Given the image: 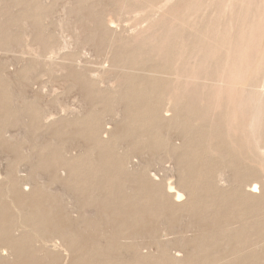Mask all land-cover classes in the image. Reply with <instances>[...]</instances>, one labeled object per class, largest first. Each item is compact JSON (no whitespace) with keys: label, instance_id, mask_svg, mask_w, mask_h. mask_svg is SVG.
I'll list each match as a JSON object with an SVG mask.
<instances>
[{"label":"rangeland","instance_id":"obj_1","mask_svg":"<svg viewBox=\"0 0 264 264\" xmlns=\"http://www.w3.org/2000/svg\"><path fill=\"white\" fill-rule=\"evenodd\" d=\"M65 1L67 0H0V19L11 23V30L9 29L8 33L4 27L0 28V46H6L7 40L12 42L9 48L11 51L7 55L17 59L15 66L18 64L21 67H29L25 70L27 75L31 72V75L39 74L42 70L39 65L22 60L21 47H25L26 42L29 45H39L44 49L50 45H57L63 40L71 45L74 43L73 48L67 43V46L71 47L70 50L68 47L64 51L61 50L64 54L69 57L74 56L75 59L82 57L74 66L85 65L91 69L102 65L107 66V64L116 66L111 70L118 79L117 84L120 90L116 96L112 92H105L112 98L108 104L102 103L104 99L93 97L96 94V88L92 86L91 81L85 80L76 68L72 69L70 76L68 70H63L60 74L55 70L52 73H41L44 74L41 80L45 83V88L55 90L59 94L61 104L86 107V114H79L74 120H70L68 126L71 132L65 130L44 137L39 136L38 132L29 133L21 116L5 111L14 109L16 106L20 111L24 110V102L21 101L23 99L21 82L24 83L22 79L24 74L18 71L16 73L18 75L15 74L12 79H6L0 74L1 167L5 168L14 160L24 164L22 169L30 172L31 166L35 163L40 164L43 158L50 160L53 154L59 155L62 145L66 142V145L69 144L71 154L75 155L71 164L73 172L70 183L57 182L54 186L55 188L60 186L59 192L57 190L52 194L44 192L42 195L36 193L32 199L36 207L44 213H48L54 203L65 204L64 201L67 199L72 201L75 209L77 206V212L88 210V214L81 215L76 221L70 222V228L76 237L67 241V234L62 236L67 242L64 248L69 251H63L61 257L55 254V264H63L64 258L67 264H174L168 262L155 250L156 244L152 245L153 248L151 247L155 252L152 250L146 254L147 249H143L144 255H140L135 248L129 247V242L132 245L131 242L134 240L140 243L148 239L146 227L154 223L159 230L167 229L168 235L165 238L173 239L172 245L175 246L179 245L177 243L179 232L176 230L181 228L189 230L188 235L191 233L192 236L194 232L196 233L186 243L184 250L188 252V260L184 264H203L205 260L203 254L206 250H217V253H223L232 247L244 246L252 236L264 235V213L260 211L261 203H264L262 198L252 197L245 201L233 188L221 190L215 194L212 185L205 180L206 175L213 172L214 166L221 160L219 153H213L212 157L211 146H215L220 153L233 151L230 138L223 133L213 132L216 126H211L208 122L209 114L213 113L211 104L217 94L215 85L221 74L224 76L228 74V71L225 74L223 72L224 63L235 70L239 62L237 55L243 52L248 60L247 66L252 70L251 84L255 89L264 90L262 82L264 17L247 14L246 4L239 0H68L67 3ZM170 8L176 13V17L172 14L171 19L168 20V16H165L163 12ZM60 11L63 12L61 13L64 14L63 16ZM65 14H68V18ZM173 18L178 19L172 21ZM171 27L178 41H182V44L187 47L184 53L180 52L182 57L192 58L189 60L191 64L194 57L201 56V67L195 71L198 80L188 85L183 86L173 82L179 72L175 66L177 52L176 49L173 50L169 40L172 35H168ZM48 28H50L49 31ZM238 31L243 33V38L239 37ZM71 34L73 36H70ZM28 36H30L29 40ZM81 39L82 42H78ZM225 46H230V52L236 56L230 59L226 57ZM53 58L57 63L63 62L59 56L54 55ZM64 61L63 64L68 65V61ZM255 62L262 63L261 68H256ZM14 84L20 90L14 88ZM173 93L182 95L175 96L181 103L177 105L171 132H177L179 138L181 131L184 132L182 134L189 136L186 143L182 145L183 152L176 160L179 167L189 165L192 172L191 181L198 186L191 203L185 207L190 213L189 216L180 211L175 215L161 214V208L165 203L159 196L154 197L152 193L150 194L148 186L141 188V181L134 174L127 177L129 185H124L126 177L119 173L114 163L122 152L120 147L125 148V145L133 139L122 141L119 146H111L108 150L107 147H102L106 144L101 143L99 136L90 129L88 122L90 117H101L102 112L111 118L120 112L119 120L123 128L133 124L136 130L143 129L151 123V120H154L157 106L167 105L168 98ZM14 95L16 104L13 102ZM15 121L17 124L11 126ZM18 125L20 130L25 132L24 134L20 132ZM6 128L14 133L19 130L16 133H21V136L15 135L16 138L13 137L14 142H12L8 134L3 132ZM163 132L165 134V130L154 133L147 141L140 139V145L144 149L143 151L140 149V155L142 152L143 157L148 154L153 159L161 158L164 155V149L161 147L165 143ZM209 137L215 139L212 144L207 142ZM70 140H73V143L70 144ZM175 142L177 143L178 139H175ZM149 143L158 148L152 154L149 151L151 148ZM261 145L263 146L264 142ZM33 158L35 160L32 162ZM164 160L167 161L166 158ZM177 161H167L165 165L172 166V163ZM27 166H30L28 170ZM37 170L43 171L39 168ZM226 175L228 178L243 179L246 183L254 180L264 183V176L259 172L256 163H245L242 159L234 160L232 170ZM179 176L182 177L181 172ZM187 177L183 179L185 183ZM12 197V194L6 197L2 193L0 204L9 207ZM32 210L33 207H27L24 213V218L28 221L31 219ZM14 212L13 208L6 210L10 222L15 219ZM50 212L48 216H58L55 211ZM245 213L250 216L248 222L243 219L246 216ZM231 216L245 222L238 225L235 230H232V226L229 225L220 228L224 220ZM137 217L138 226L132 223ZM192 222L205 223L206 226L196 230ZM28 223L31 225L29 229L38 227L37 222ZM21 234L22 237L19 239L24 244L22 250L24 260L14 261L12 264H47V259L40 257L42 255L37 251L34 236L28 232ZM122 237H127V240ZM224 264H264V249H252L248 253L247 251L240 253Z\"/></svg>","mask_w":264,"mask_h":264},{"label":"bare ground","instance_id":"obj_2","mask_svg":"<svg viewBox=\"0 0 264 264\" xmlns=\"http://www.w3.org/2000/svg\"><path fill=\"white\" fill-rule=\"evenodd\" d=\"M239 1L246 4L247 14L250 13L251 15H259L260 18L264 17V0ZM65 2L67 3L68 0ZM60 9L61 8H59V10ZM171 9L172 8L163 12L165 16H168V20L171 19L172 14H174L176 17V13L173 11V9ZM64 11L66 12V9ZM61 13L63 12L60 11V14ZM65 15L67 17L68 14ZM174 19L178 18H173L172 21H174ZM109 22L113 23L112 21ZM60 23L61 22L59 21V24ZM26 26L29 27L28 25ZM1 27H4L6 33H8L11 27V23L8 21H2L0 19V28ZM49 29L50 28H48V31ZM52 30L54 31V29ZM239 31V37L243 38V33H239ZM174 33V29L173 27H171L168 31V35H172L169 40L171 43V47L173 48V50L176 49L177 52V63L175 66L176 70L178 69L179 72L173 82L178 85L184 86L185 84L188 85V83L190 84L192 81L198 80V78L195 76V71L196 69H199L201 67V56L200 58L199 56L194 57L193 62L190 64L189 60H192V58L185 56H183V58L181 55V53H184L187 50L186 45L182 44V41H178ZM70 36L73 35L71 34ZM29 38L30 36H28L27 39L29 40ZM70 41L72 42L73 40L71 39ZM78 42H82V39ZM67 43L68 42H64L62 40L57 45H50L45 47L44 49H42V47L40 48L39 45H29L27 44V42L25 44V47L22 48L20 46L22 44L20 43L19 46L21 47V53L23 54L22 60L26 63L29 61L32 64L35 63L39 65V68H41L42 70L41 73H52L53 70H55L56 72H58V74H60L61 72H63V70H68L70 76L72 74V69L76 68L78 71H80L85 80L91 81L92 86L96 88V94H94L93 97L104 99L102 103L108 104L112 100V98L108 97V93L105 94V92H112V94L116 96L120 90V86L119 84H117L118 79L111 70L115 69L114 67L116 66H114L113 64L111 66L110 64H107V66L102 65L101 67H97L96 69H91V67L89 68V66L87 67L85 65L74 66L77 60L80 61L82 57H78L79 59H75L74 56L69 57L67 54H64L61 50L64 51L66 47H68L70 50V47L74 45V43L72 45L68 43L69 45H71L69 47L67 46ZM11 46L12 42H10L9 40H7L6 46H0V74H2L6 79H12V77L18 71L21 72V74H24V76L22 77V79H24V83L21 82V84H23L21 85L23 86L21 87V94L23 97L21 101L24 102V110L20 111V109L16 108V106L14 109H6L5 111L9 114L17 113V115L21 116V118L25 122L24 125L28 127V132H32L31 134H35L38 132L39 136L44 137L46 135H50L51 133H57L61 131L64 132L65 130L71 132L72 130L70 129V126H68L70 124V120H74L79 114H86V107L71 106L67 103L61 104L58 98L59 94L55 90H47L45 88L46 85L43 80H41V77H43L44 74L39 73L31 75V72V74L27 75V73H25V70L29 69V67H21L18 64L15 66L17 59H13L11 55L10 57L9 55H7V53L11 51V49H9ZM79 48L80 47H78V49ZM84 48H86V46ZM224 48L227 55L226 57L230 59L236 56L232 55L233 53L230 52V46H225ZM10 54L12 53L10 52ZM54 55L59 56L63 62H55L53 58ZM100 57H98V59ZM237 58L239 62H237L238 65L235 70L231 69L228 64L224 63L225 69L223 70V72L225 74V72L228 71V74L226 76L221 74V76L219 77L220 79H217L220 83L218 84L217 82L215 85L217 94L211 104L213 113L209 114L208 117L209 124L211 126H216V128L212 130L213 132L216 131L219 133H223L228 138H230V143H232L231 147L233 148V151L228 153H220L215 146H211L212 149H210L212 157L213 153H219L221 160L218 161L217 165L215 164L216 166H214L213 172L206 175L205 180L206 183L212 185L215 194L218 191H225L227 189L233 188L234 191L238 193L245 201H247L248 198L252 197L262 198L264 200V183H260L257 180H254L251 183H246V181L243 179H238L237 177L234 179L228 178V176L226 175L230 170H232L234 160L242 159L245 163L255 162L259 172L264 176V145H261V143L264 142V90L255 89V87L251 84L252 70L249 66H247L248 60L244 56L243 52L237 55ZM64 60L68 61L69 66L63 64L65 62ZM10 66H12L13 68H10ZM254 66L256 68H261L262 63L255 62ZM35 70L33 71L35 72ZM69 81L71 82V80ZM262 82L264 84V75L262 77ZM16 86L17 85H15L14 88H17ZM18 92L20 93V91ZM179 95L181 96L182 94L173 93V95L168 98L167 105H158L157 114L155 115L154 120H151V123H148L145 128L140 130H136L133 127V124H130L128 128H123V124L119 120L121 117L120 112L115 114V116H113L112 118L107 117L106 113L102 112L101 117H90L88 119V122L90 129H92V131H94V133L99 136V140L102 141L101 143L106 144V146L102 147H107L106 149L108 150L111 146H119L122 141H126L129 138L133 139L131 142L125 145V148L120 147V149H122V152L119 153V157L116 158L114 163L115 168L119 171V173L121 172L126 177L124 185H129V180L127 179V177L131 174H134L138 176V179L141 181V188L148 186L150 189V194L152 193L154 197L159 196L160 200L165 203L161 208V214L168 213L175 215L180 211L187 213L189 216L190 213L188 212V209H185V207L191 203L198 186L196 185V183L193 184L191 181L192 172H190V167H188L189 165L186 164L179 167L178 161L176 160L184 150V148H182V145H184L186 143V140H188L189 138L188 135L182 134L184 133L183 131H181L180 138L177 136V132H171V129L174 127V123L172 122V120L175 118L177 105H180L181 103V101L179 99H176L175 96ZM14 98H16L15 95L13 97V100ZM13 102L14 104H16L15 100ZM53 103L56 105L53 106ZM168 111H170L169 114ZM35 120L37 121L35 122ZM177 123L179 122L177 121ZM16 124L17 121L13 122L11 126H15ZM19 126L20 125H18V128L20 130ZM19 130H16V132H19ZM163 130H165V134L163 132L165 136V143L162 145L161 149H164V155L158 159L157 157L153 159L148 154L147 156L143 157L144 154L142 155V152L140 155V149H142L140 145L141 143L139 142L140 139L141 141H147L154 133L161 132ZM3 132L4 134H8L9 140H13V137H15V135L17 134H20L21 136V133H25L21 130V133H14L8 128H6V130ZM39 138L41 140V137ZM175 139H178L177 143L175 142ZM207 140V142H209L210 144L215 141L213 137H209ZM12 142H14V140ZM66 143L62 145L59 155L57 153L53 154L50 160L43 158L40 164L37 163V165L34 162L35 164L31 166L30 172L28 170L30 166H27L28 171H26L22 169L24 164L19 163V161L13 160V162L9 165L6 164L7 166H5V168H3V166L1 167L0 165V196L2 195V193L6 197L11 196V194L13 195V197L10 199L9 207L5 206L4 204H0V264H12V262L14 261L17 262L20 260H24V254L22 251L24 244H22L21 240L19 239L20 237H22V232H28L31 233L32 236H34L37 251L42 255L40 257L47 259V264L56 263V258H54L55 254H58L61 257V255H63L64 253L63 251H69L65 249V243H67L66 240L69 241L76 237L74 236L72 228H70V222L76 221L81 215L88 214V210L85 209L81 213L77 212V206L75 209V206L71 200L63 199L65 200V204H50L51 207L49 208V212L52 210L55 211V213H58V216L50 217L48 216L49 212H42L41 209L36 207V205L34 204L35 202H33L32 200L33 197L36 196V193H40L39 195H42L44 192H47L49 194L54 193L56 190L57 192H59L58 187L60 186H58L57 188H55L56 186H54L57 182L63 184L70 183L71 175L73 172L71 164L75 158V155L73 156L71 154L69 150L70 148L68 147L69 144L66 145ZM69 143H73V140H70ZM149 145L151 147L149 149L151 154L157 151L158 148L156 146H152L151 143H149ZM143 150L144 149H142V151ZM57 156L59 157L57 158ZM164 158H166L167 161L175 160L177 161V163H172V166H167L165 165L167 161L164 160ZM56 159L58 161H56ZM34 160L35 159L33 158L32 162ZM38 168L42 169L43 171L39 172L37 170ZM160 171H162V173H160ZM22 172L24 174H21ZM180 172L182 174V177L179 176ZM185 176H188L186 178V183L183 181ZM14 192H17V194L19 195L13 194ZM27 207H33V210L30 214L31 219H29V221L24 218V213ZM10 208H13V211L15 210V219L12 222L9 221V215L6 214V210H10ZM260 211L262 214L264 213V203H261ZM91 212L89 211V214ZM217 214H219V212ZM245 215L246 216L243 219L248 222L250 216H248V213H245ZM137 219L138 217L134 218L132 223L138 226L139 223ZM245 221L239 218L237 219L235 216H231L230 218H226V220H224L220 228L229 225L232 226V230H235L238 225H241ZM28 222H37L38 227L36 229H29L31 225ZM101 225L103 226V224ZM192 226H194L196 230H201V227L206 226V224H199L198 222H194ZM146 231L149 234L148 239L140 243L134 240L133 242H131L132 245L129 242L130 246H128L131 248H135L140 255H144L142 254L143 249H147L145 251L146 254L148 253V251L153 250V252H155L156 250L161 254L163 258H165L170 263L184 264L187 262L188 252L184 249L186 248L185 246L189 239L196 234L195 232L192 236L191 233L188 235L187 231L189 230H183L182 228L178 231L176 230V232H179L177 237V239L179 240V242L177 243H179V245L175 246L172 245L173 239L170 240L168 238H165V236L168 235L167 229L159 230L157 228V225L154 223L146 227ZM66 234L68 238H66L65 240L62 238V236L64 237ZM109 236L112 235L109 234ZM126 238L127 237H122V239L124 240H127ZM154 244H156L157 247L155 250L151 249L152 245ZM252 249H264V235H255L254 237L252 236L249 240H247V242H245L244 246L232 247L228 251L223 253H217V250H206L203 254L205 259L203 261V264H224L228 262L231 257H235L236 255L244 253L246 251L248 253V251H251ZM25 252L27 253V251ZM192 254L193 251L191 255ZM64 263H66V258H64L63 264Z\"/></svg>","mask_w":264,"mask_h":264}]
</instances>
